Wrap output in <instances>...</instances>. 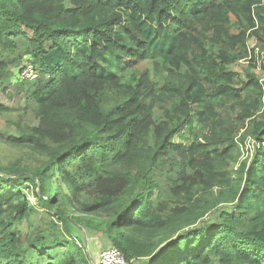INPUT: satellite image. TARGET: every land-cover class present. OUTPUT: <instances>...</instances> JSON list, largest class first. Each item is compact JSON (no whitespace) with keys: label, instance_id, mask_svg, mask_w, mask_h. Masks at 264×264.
Returning a JSON list of instances; mask_svg holds the SVG:
<instances>
[{"label":"trees","instance_id":"trees-1","mask_svg":"<svg viewBox=\"0 0 264 264\" xmlns=\"http://www.w3.org/2000/svg\"><path fill=\"white\" fill-rule=\"evenodd\" d=\"M261 34L264 0H0V79L20 67L18 93L39 117L6 139L43 157L29 176L5 171L17 185L0 176V264H92L63 235L21 239L35 211L25 180L58 217L60 199H86L130 264H264V82L230 68L257 60L248 41ZM24 57L33 80L20 76ZM145 60L166 66L162 80L145 70L121 83ZM234 155L230 174L221 165Z\"/></svg>","mask_w":264,"mask_h":264},{"label":"rangeland","instance_id":"rangeland-1","mask_svg":"<svg viewBox=\"0 0 264 264\" xmlns=\"http://www.w3.org/2000/svg\"><path fill=\"white\" fill-rule=\"evenodd\" d=\"M24 43L25 41L23 38L18 39V55L21 53V47ZM248 46L257 53V60L251 62L252 64H249L247 60H240L232 64L230 68L236 71L242 79H245L247 72H252L259 78L260 82H264V35L261 34L260 41L255 38H250ZM24 58L22 65H29L30 62L28 59L30 58ZM134 64L135 65L126 67L123 70L121 74V83H131L132 80L130 75L132 72H134V74L137 73L136 75L138 76L142 71L147 70L151 79H158L159 77L162 80L167 71L166 66L160 64V62L156 64L152 61L145 60L142 62H134ZM8 67V70L5 71L0 79V103L10 109L8 112H4L0 115V176L4 177V181L1 183L4 184L2 185L4 187L11 184H18L15 178L8 181V179H10L9 177L14 175L7 174L5 172L6 170H18L22 172L18 176H29L32 174L31 172L33 170L40 168L43 164L42 156L26 146L15 145L6 139L8 136L18 135V126L30 128L37 126L39 123V117L37 115L38 104L36 99L34 97H27L24 93H18L17 87L21 84V80L18 78V70L20 67H17V65H9ZM263 110L264 104L260 107L259 112ZM163 118V108L157 106L154 110V119L158 122ZM242 133L243 129L237 134V138H241ZM248 143H250L249 146L252 149L251 140H249ZM251 149L243 152L239 160L248 155L251 156ZM233 158H236V160ZM238 163V157L234 155V157L228 159L221 166L225 168L227 172L233 174ZM19 187L35 208L30 219L25 220L20 225L22 230V232H20L21 239H24L26 233L33 237L39 233H43L46 236H50V234L63 235L82 245L92 264H94L98 253L102 249L112 246L107 240L104 231L93 228L94 221L98 220L97 216L83 211L82 203L85 202L86 199L79 197L72 202L66 201V198L60 199L59 203L62 209V217H58L56 214V206L49 207L39 199L37 193L42 197L39 186L35 187L32 182L25 180L19 184ZM52 189L56 190V187L52 186ZM230 208L231 203H219L217 208L207 213L202 221L210 222L217 216V210ZM190 229L191 227L185 228V230H181L179 233ZM166 242L161 245V247L166 246L168 244ZM149 259L150 258H140L134 260L133 264H145Z\"/></svg>","mask_w":264,"mask_h":264},{"label":"built area","instance_id":"built-area-1","mask_svg":"<svg viewBox=\"0 0 264 264\" xmlns=\"http://www.w3.org/2000/svg\"><path fill=\"white\" fill-rule=\"evenodd\" d=\"M20 76L25 80H33L37 77V72L34 66L30 63L29 65H25ZM94 264H130V262L126 260L120 249L109 246L98 253Z\"/></svg>","mask_w":264,"mask_h":264}]
</instances>
